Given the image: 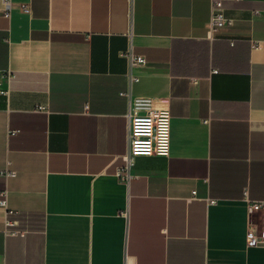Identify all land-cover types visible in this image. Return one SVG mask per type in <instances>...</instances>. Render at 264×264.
<instances>
[{
    "label": "crops",
    "instance_id": "0c3cea01",
    "mask_svg": "<svg viewBox=\"0 0 264 264\" xmlns=\"http://www.w3.org/2000/svg\"><path fill=\"white\" fill-rule=\"evenodd\" d=\"M2 2L0 190L25 234L5 236L0 209V264H264L246 241V200L264 201V0H226L234 25L213 41L210 0H9L8 19ZM137 97L169 100L170 149L123 185Z\"/></svg>",
    "mask_w": 264,
    "mask_h": 264
},
{
    "label": "built area",
    "instance_id": "2783aa9c",
    "mask_svg": "<svg viewBox=\"0 0 264 264\" xmlns=\"http://www.w3.org/2000/svg\"><path fill=\"white\" fill-rule=\"evenodd\" d=\"M226 0H210V16L205 25L206 38L213 41L219 32L228 29L234 25V19L227 17L224 12V2ZM11 5L9 0H3L2 13L4 18L10 17ZM29 8L22 6V12L29 13ZM255 16H260L259 11H254ZM252 49H256L258 44H252ZM129 60L128 79L130 83H137L139 76L136 73L140 68L146 65L143 56L132 54L131 51L124 52ZM8 78V76H6ZM1 85V84H0ZM1 96H7V91L0 89ZM121 95H125L121 93ZM38 111L46 112L44 106H38ZM128 125V149L121 156L122 165L115 169L114 176L118 181L127 185L131 176V170L134 166V159L138 157H166L170 149V104L168 99L154 98H130ZM18 131L10 132V135L17 134ZM5 174V173H4ZM7 178H14V172L5 174ZM195 195V192H192ZM214 204V202H211ZM0 209L5 212L4 221L5 236H20L25 234L20 230V220L17 213L8 208L7 190H0ZM246 212L248 215L258 214L256 226H249L246 233L248 247L264 245V201L246 200Z\"/></svg>",
    "mask_w": 264,
    "mask_h": 264
}]
</instances>
